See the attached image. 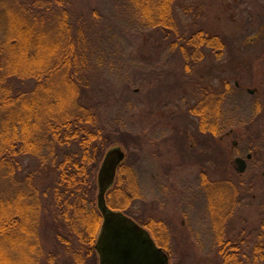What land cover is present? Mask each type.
<instances>
[{
  "label": "rangeland",
  "instance_id": "rangeland-1",
  "mask_svg": "<svg viewBox=\"0 0 264 264\" xmlns=\"http://www.w3.org/2000/svg\"><path fill=\"white\" fill-rule=\"evenodd\" d=\"M12 1L0 0L2 27H11L10 10L16 7ZM64 1L73 22L82 28L86 55L92 56L86 63L93 81L89 102L110 128L117 114L125 113L130 143L125 145L120 136L109 149L124 151L125 172L130 166L133 188L140 193L126 213L136 220L165 224L163 234L156 229L150 232L157 246L168 245L170 264H222L213 245L211 202L200 186V175L211 183L209 189L219 184L211 191L218 212L215 218L229 211L227 192L232 195L234 188L223 183L230 181L237 190V204L226 221L225 233L241 242V254L248 255L259 236L264 239V0L182 1L178 13L183 29L203 30L210 37L221 35L226 44L222 58L198 60L190 64L189 72L185 71L189 62L171 52L158 34L128 28L121 0ZM228 83L236 88L234 101L240 111L229 129L233 134L222 141L226 156L217 162L220 148L216 154V140L201 133L195 111L212 108L217 91ZM11 84L23 92L35 83L15 80ZM257 102L260 116L254 114ZM250 148L254 151L248 159ZM237 158L247 161L244 173L239 172ZM36 161L27 158L25 167L40 169L38 186L45 191L54 171ZM42 199L50 202L49 197ZM47 206L45 217L51 220L50 203ZM42 235L49 253L63 251L50 227H43Z\"/></svg>",
  "mask_w": 264,
  "mask_h": 264
},
{
  "label": "trees",
  "instance_id": "trees-1",
  "mask_svg": "<svg viewBox=\"0 0 264 264\" xmlns=\"http://www.w3.org/2000/svg\"><path fill=\"white\" fill-rule=\"evenodd\" d=\"M21 1H12L16 7L10 10L11 27L0 26V264H59L58 258L60 264H100L96 244L103 217L97 199L98 175L115 140L121 136L125 145L130 143L125 113L119 112L110 128L89 102L93 81L86 63L92 56L86 55L82 28L73 22L68 3L26 0L24 7L19 5ZM182 1L121 0V5L128 28L136 33L158 34L168 42L171 52L189 62L185 66L189 72L190 64L198 60L222 58L226 44L221 35L210 37L203 30L183 29L178 13ZM93 16L98 18V11L94 10ZM15 80L35 84L21 92L12 86ZM236 92L228 83L224 90L217 91L212 108L195 111L201 133L216 140V154L220 148L217 162L226 156L222 141L233 134L229 129L240 111L234 101ZM254 114H262L260 102ZM253 151L247 150L248 159ZM27 158L36 159L40 167H52L55 175L51 173L45 191L38 186L40 169L28 171ZM123 165L107 193V204L131 217L126 211L140 193L133 188L131 167L125 172ZM200 176V186L210 198L213 245L222 264H264L263 236L244 256L241 242L226 236V221L237 204L234 184L223 183L234 188L232 195L227 192L229 211L215 218L218 212L211 191H216L219 184L209 189L211 183L204 174ZM46 197L50 202H43ZM49 203L51 220L45 217ZM136 221L151 232L156 229L163 234L164 223ZM43 227L52 229L54 241L63 251L49 253L45 249ZM167 246L160 245L171 259Z\"/></svg>",
  "mask_w": 264,
  "mask_h": 264
},
{
  "label": "water",
  "instance_id": "water-1",
  "mask_svg": "<svg viewBox=\"0 0 264 264\" xmlns=\"http://www.w3.org/2000/svg\"><path fill=\"white\" fill-rule=\"evenodd\" d=\"M125 160L120 147L111 148L105 155L98 175V207L103 223L96 250L100 264H170L169 255L157 246L150 233L121 211L107 204V193L115 183L117 170ZM239 172L247 169V161L236 159Z\"/></svg>",
  "mask_w": 264,
  "mask_h": 264
},
{
  "label": "flooded vegetation",
  "instance_id": "flooded-vegetation-1",
  "mask_svg": "<svg viewBox=\"0 0 264 264\" xmlns=\"http://www.w3.org/2000/svg\"><path fill=\"white\" fill-rule=\"evenodd\" d=\"M124 162H125V161H123L122 164H123ZM122 164H121L120 166H122ZM193 164H195L194 161H193ZM193 164H192V165H193ZM120 166H119V168H120ZM119 168H118V169H119ZM117 173H118V170H117ZM131 218H132L133 220L136 221V219H134L133 217H131ZM136 223L139 224V225H140L141 227H143L144 229H146L148 232H150L149 228H148V227H144V225H143L142 222H137V221H136ZM150 234H151V232H150ZM151 237H152V236H151Z\"/></svg>",
  "mask_w": 264,
  "mask_h": 264
}]
</instances>
